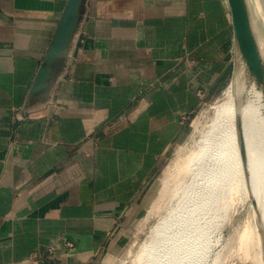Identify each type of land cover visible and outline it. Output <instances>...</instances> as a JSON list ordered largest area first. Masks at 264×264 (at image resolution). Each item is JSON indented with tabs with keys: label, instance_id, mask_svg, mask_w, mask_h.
Segmentation results:
<instances>
[{
	"label": "crops",
	"instance_id": "1",
	"mask_svg": "<svg viewBox=\"0 0 264 264\" xmlns=\"http://www.w3.org/2000/svg\"><path fill=\"white\" fill-rule=\"evenodd\" d=\"M68 1L0 0V264H105L234 57L228 0H84L33 99Z\"/></svg>",
	"mask_w": 264,
	"mask_h": 264
},
{
	"label": "bare ground",
	"instance_id": "2",
	"mask_svg": "<svg viewBox=\"0 0 264 264\" xmlns=\"http://www.w3.org/2000/svg\"><path fill=\"white\" fill-rule=\"evenodd\" d=\"M247 1L254 44L264 55L263 0ZM233 55L235 77L206 127L190 194L154 227L137 264H215L209 261L214 220L207 208L213 196L233 182L251 203L246 231L254 264H264V64L251 56L244 61L236 45Z\"/></svg>",
	"mask_w": 264,
	"mask_h": 264
},
{
	"label": "rangeland",
	"instance_id": "3",
	"mask_svg": "<svg viewBox=\"0 0 264 264\" xmlns=\"http://www.w3.org/2000/svg\"><path fill=\"white\" fill-rule=\"evenodd\" d=\"M236 63L233 57L218 96L205 102L187 123L163 169L142 196L134 217L117 238L119 248L105 259V264H137L136 257L142 246L150 241L154 227L186 194H190V185L194 183L200 168L198 158L204 147L202 139L206 127L215 106L234 80ZM250 205L244 192L234 182L226 183L213 196L207 208L208 215L214 220V247L210 253V263L254 264L255 253L246 231L251 219Z\"/></svg>",
	"mask_w": 264,
	"mask_h": 264
},
{
	"label": "water",
	"instance_id": "4",
	"mask_svg": "<svg viewBox=\"0 0 264 264\" xmlns=\"http://www.w3.org/2000/svg\"><path fill=\"white\" fill-rule=\"evenodd\" d=\"M84 0H69L64 16L52 40L31 89L33 99L45 100L67 63L68 52L79 26ZM234 28V41L244 61L249 56L264 64V55L253 40L250 9L247 0H228ZM254 207L256 202L253 201Z\"/></svg>",
	"mask_w": 264,
	"mask_h": 264
},
{
	"label": "built area",
	"instance_id": "5",
	"mask_svg": "<svg viewBox=\"0 0 264 264\" xmlns=\"http://www.w3.org/2000/svg\"><path fill=\"white\" fill-rule=\"evenodd\" d=\"M67 246L69 248L73 247L72 243H68ZM48 256L51 260L54 261H63L61 255L58 254L57 251L49 249L48 250ZM44 258V254L42 253H35L34 255H32L29 260H27L25 263L27 264H41Z\"/></svg>",
	"mask_w": 264,
	"mask_h": 264
}]
</instances>
